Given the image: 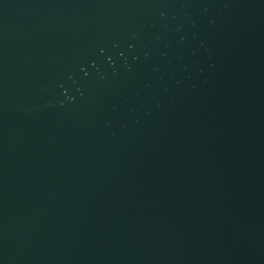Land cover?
<instances>
[{"label": "water", "instance_id": "obj_1", "mask_svg": "<svg viewBox=\"0 0 264 264\" xmlns=\"http://www.w3.org/2000/svg\"><path fill=\"white\" fill-rule=\"evenodd\" d=\"M0 264H264V0H0Z\"/></svg>", "mask_w": 264, "mask_h": 264}]
</instances>
